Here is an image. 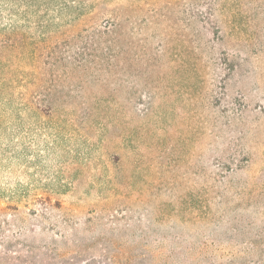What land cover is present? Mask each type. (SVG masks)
<instances>
[{"label":"rangeland","instance_id":"1","mask_svg":"<svg viewBox=\"0 0 264 264\" xmlns=\"http://www.w3.org/2000/svg\"><path fill=\"white\" fill-rule=\"evenodd\" d=\"M0 264H264V0H0Z\"/></svg>","mask_w":264,"mask_h":264},{"label":"trees","instance_id":"2","mask_svg":"<svg viewBox=\"0 0 264 264\" xmlns=\"http://www.w3.org/2000/svg\"><path fill=\"white\" fill-rule=\"evenodd\" d=\"M233 68V67H232ZM234 161H236L235 159H233V160H231V162H233L234 163ZM240 162V161H239ZM235 163H238V162H235ZM237 165H239L238 167H240L241 166V164L240 163H238ZM261 262H263V261H261Z\"/></svg>","mask_w":264,"mask_h":264}]
</instances>
